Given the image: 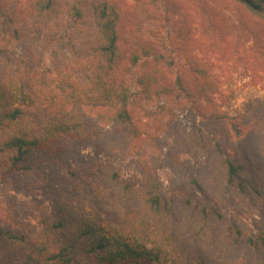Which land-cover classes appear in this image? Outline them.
<instances>
[{
    "label": "trees",
    "instance_id": "obj_1",
    "mask_svg": "<svg viewBox=\"0 0 264 264\" xmlns=\"http://www.w3.org/2000/svg\"><path fill=\"white\" fill-rule=\"evenodd\" d=\"M231 60L264 78V0H0V184L52 203L40 229L0 212V264H264V96L226 111ZM187 155L180 213L158 169Z\"/></svg>",
    "mask_w": 264,
    "mask_h": 264
},
{
    "label": "rangeland",
    "instance_id": "obj_2",
    "mask_svg": "<svg viewBox=\"0 0 264 264\" xmlns=\"http://www.w3.org/2000/svg\"><path fill=\"white\" fill-rule=\"evenodd\" d=\"M226 13H230L226 10ZM248 40L247 37L243 40ZM252 41L246 42V47L251 46ZM16 53L20 52V48L15 50ZM251 55V54H250ZM230 62H234L231 60ZM227 62V64L218 63L216 67V73L218 74L221 80L222 90L224 91L225 98V109L231 114H238L245 111L244 105L248 100L254 97H263L264 96V78L256 76L255 73L251 70H246L243 64L236 63L232 64ZM256 72V71H255ZM196 121L195 115L189 111H178V122L186 130L191 131L194 122ZM92 148L89 145H83L81 147V154L77 157L69 155L65 159L69 160L73 165H76L80 162V156H87L92 154ZM116 165L122 170L125 179H129L137 174H139L136 167L135 160L137 157H127V158H114ZM203 163L202 159H196L189 155L184 157L183 165H175L169 159L165 157L161 158L159 163V177L164 183V188L168 191H171L174 187L177 188V192L180 197L181 207L180 213H185L186 208L188 207L185 202V197L181 190H186L189 192L183 183L187 184L189 176L192 174H199ZM62 174V171L54 172V177H58ZM26 188L22 190H17L9 184H0V212L5 213L7 216L12 215L13 217L24 219L34 225L36 229H40V224L38 219L34 218L32 215L33 212L41 214L42 212H50L52 209V203L42 196L39 199L44 204L43 210H37V204L39 200L32 199V196L26 192ZM212 194L215 199H208L210 205H219L222 207L227 216L231 220H237L240 222H246L248 224H253L254 218H259L258 214H251L247 212L243 204H240V199L236 201H227L221 194H217L212 190ZM197 196L203 197L201 193H197ZM237 197H239L237 195ZM221 239V236H219ZM227 242V240H226Z\"/></svg>",
    "mask_w": 264,
    "mask_h": 264
}]
</instances>
